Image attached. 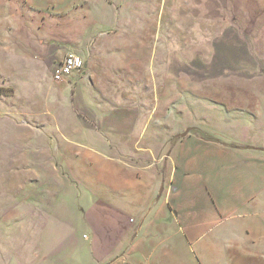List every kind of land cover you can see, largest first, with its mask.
<instances>
[{
  "label": "rangeland",
  "instance_id": "rangeland-1",
  "mask_svg": "<svg viewBox=\"0 0 264 264\" xmlns=\"http://www.w3.org/2000/svg\"><path fill=\"white\" fill-rule=\"evenodd\" d=\"M68 54L93 78L54 82ZM191 125L264 144V0H0V264H65L99 179L132 166L160 194ZM241 220L198 229L191 264H264Z\"/></svg>",
  "mask_w": 264,
  "mask_h": 264
},
{
  "label": "crops",
  "instance_id": "crops-1",
  "mask_svg": "<svg viewBox=\"0 0 264 264\" xmlns=\"http://www.w3.org/2000/svg\"><path fill=\"white\" fill-rule=\"evenodd\" d=\"M26 31L18 25L21 47L36 51L37 42L26 41ZM40 55L46 61L49 50ZM62 56L63 52L55 53L50 59L55 64ZM83 63V76L77 81L93 78L90 64L95 61ZM199 127L191 125L178 138L160 194L158 182L132 166L122 165L120 171L99 179L107 189L87 197L76 211L72 231L64 232L75 253L67 252L65 264H76L78 246L86 264H191L196 231L235 216L252 237L264 239V144L218 140L201 131L205 125ZM75 229L81 237L72 238Z\"/></svg>",
  "mask_w": 264,
  "mask_h": 264
},
{
  "label": "built area",
  "instance_id": "built-area-1",
  "mask_svg": "<svg viewBox=\"0 0 264 264\" xmlns=\"http://www.w3.org/2000/svg\"><path fill=\"white\" fill-rule=\"evenodd\" d=\"M83 64L82 59L78 56L73 54L66 55L53 69L52 80L54 82H60L71 76L73 73H79L83 68Z\"/></svg>",
  "mask_w": 264,
  "mask_h": 264
},
{
  "label": "water",
  "instance_id": "water-1",
  "mask_svg": "<svg viewBox=\"0 0 264 264\" xmlns=\"http://www.w3.org/2000/svg\"><path fill=\"white\" fill-rule=\"evenodd\" d=\"M186 134H187V131L184 132V133H182V134L180 135V137H184Z\"/></svg>",
  "mask_w": 264,
  "mask_h": 264
}]
</instances>
